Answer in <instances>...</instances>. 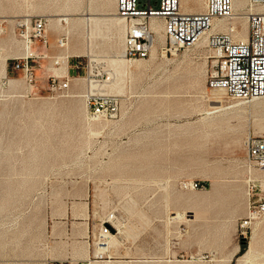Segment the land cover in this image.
<instances>
[{
    "label": "rangeland",
    "instance_id": "1",
    "mask_svg": "<svg viewBox=\"0 0 264 264\" xmlns=\"http://www.w3.org/2000/svg\"><path fill=\"white\" fill-rule=\"evenodd\" d=\"M34 17L48 43L31 44L28 85L6 65L25 52L16 24ZM113 17L115 0H0V264H241L243 241L245 264H264V171L245 145L264 136V97L211 93L205 43L165 53L163 31L147 58L125 59ZM224 21L234 38L247 25ZM99 94L115 117L89 119Z\"/></svg>",
    "mask_w": 264,
    "mask_h": 264
},
{
    "label": "built area",
    "instance_id": "2",
    "mask_svg": "<svg viewBox=\"0 0 264 264\" xmlns=\"http://www.w3.org/2000/svg\"><path fill=\"white\" fill-rule=\"evenodd\" d=\"M234 3L235 0H204L202 10L186 12L181 8V0H115L116 13L125 24L123 57L136 60L149 56L154 40L150 22L153 18L158 19L163 23L165 53L193 47L205 36L206 59L209 62L206 84L209 89L222 90L234 100L248 101L262 97L264 10L253 11L251 7L264 6V0H242L238 9L234 8ZM236 10L244 12L246 16L245 38H234L221 28H212L215 20L230 19ZM16 26L24 42L25 52L11 58L6 70L10 73L20 71L25 83L31 85L35 81V74L31 63L33 53L29 50L35 41L47 45L48 19L34 17L18 22ZM3 31V21L0 20V33ZM56 42L59 47H64L67 37L60 35ZM79 63H75V68L79 67ZM58 86L67 87L68 81L58 83ZM116 108L114 97L92 95L88 98L87 115L91 120L113 118ZM245 145L248 158L264 171V136L249 134ZM257 208L264 210V202H259ZM110 230L107 225L101 226L99 234L105 236Z\"/></svg>",
    "mask_w": 264,
    "mask_h": 264
},
{
    "label": "bare ground",
    "instance_id": "3",
    "mask_svg": "<svg viewBox=\"0 0 264 264\" xmlns=\"http://www.w3.org/2000/svg\"><path fill=\"white\" fill-rule=\"evenodd\" d=\"M185 1L187 2L188 0H185ZM241 2H242V0H235L234 8L238 9ZM203 3H204V0H193V4L194 5H193L192 8H190V10L191 11H195V10L198 11V10L203 9V6H204ZM251 9L253 11H260V10H264V6L251 7ZM243 14H244V16H239L240 13L237 12V10H236L235 13H234V15L231 18L232 19H235L236 17H243V18L246 19L245 13H243ZM60 17L52 16L50 18V21H51L50 24H51L52 27H55L56 28L60 24V20L63 19L65 21H67L70 18L69 15H67L65 17H61V18ZM86 18L87 19L95 20L94 17H92V15H87ZM113 20L117 24L123 23V19L120 16L113 17ZM231 23L232 22H226L224 20H215L213 22V27L212 28L213 29H215V28H221V29H225V30H233L235 28V26H233ZM150 25H151L152 30L154 31V40H153V44H152V48H153L154 47V43L162 42V31H163V34H164V30H163V23L160 20H158V19H154V18L151 19ZM246 33H247V25H246V23H243L242 24V27H241V30L239 32V37L240 38H245L246 37ZM204 41H205V36H202L201 39L195 45H197L200 42H203L204 43ZM125 61L126 60L124 58H119V59H112L110 61V63H111V66L113 68H118V67H122L124 65ZM61 73L64 74V73H66V71L65 70H62ZM210 92L213 93V94H215V95H218V96L224 98V92L222 90H213V89H211ZM262 97H264V96H262ZM262 97L253 98V99L249 100V102L250 101H253V100H256V99H259V98H262ZM228 107H230V106H225V108H228ZM216 111L217 110H214L213 112H216ZM111 236L113 237V234H111ZM114 241H116V240H114ZM111 243H110V245H111ZM108 245H109V241L102 242L101 245H98L97 253H100V252L106 250V248L108 247ZM237 249H238V246L236 247V250ZM254 254H255L254 245H253V243H250L248 245V247L237 256V260H238L239 263H241V264L244 263L245 264L246 261H248V260L251 261L254 258L253 257ZM230 258H232V257H230Z\"/></svg>",
    "mask_w": 264,
    "mask_h": 264
},
{
    "label": "crops",
    "instance_id": "4",
    "mask_svg": "<svg viewBox=\"0 0 264 264\" xmlns=\"http://www.w3.org/2000/svg\"><path fill=\"white\" fill-rule=\"evenodd\" d=\"M76 62H77L76 60H72L70 65H69V67H70L69 72H71L72 74L78 73V71L75 72V63Z\"/></svg>",
    "mask_w": 264,
    "mask_h": 264
},
{
    "label": "trees",
    "instance_id": "5",
    "mask_svg": "<svg viewBox=\"0 0 264 264\" xmlns=\"http://www.w3.org/2000/svg\"><path fill=\"white\" fill-rule=\"evenodd\" d=\"M204 185L206 186L207 183H204ZM245 244H246L245 241H243V242L241 243V245H240V252H243V251L245 250V246H246Z\"/></svg>",
    "mask_w": 264,
    "mask_h": 264
}]
</instances>
